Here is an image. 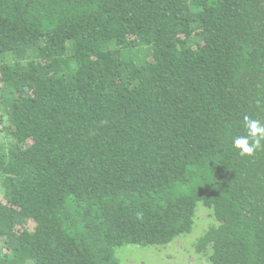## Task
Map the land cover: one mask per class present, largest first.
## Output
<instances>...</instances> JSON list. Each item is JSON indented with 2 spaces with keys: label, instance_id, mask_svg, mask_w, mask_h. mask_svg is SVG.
Masks as SVG:
<instances>
[{
  "label": "trees",
  "instance_id": "trees-1",
  "mask_svg": "<svg viewBox=\"0 0 264 264\" xmlns=\"http://www.w3.org/2000/svg\"><path fill=\"white\" fill-rule=\"evenodd\" d=\"M246 116L264 0H0V264H121L201 212L208 264H264Z\"/></svg>",
  "mask_w": 264,
  "mask_h": 264
},
{
  "label": "rangeland",
  "instance_id": "rangeland-1",
  "mask_svg": "<svg viewBox=\"0 0 264 264\" xmlns=\"http://www.w3.org/2000/svg\"><path fill=\"white\" fill-rule=\"evenodd\" d=\"M209 219L205 212H201L198 216L199 226L196 224L192 233L180 237L168 247L125 245L117 250V257L121 264H208L207 259L197 252L195 243Z\"/></svg>",
  "mask_w": 264,
  "mask_h": 264
},
{
  "label": "clouds",
  "instance_id": "clouds-1",
  "mask_svg": "<svg viewBox=\"0 0 264 264\" xmlns=\"http://www.w3.org/2000/svg\"><path fill=\"white\" fill-rule=\"evenodd\" d=\"M243 126L246 134L235 137L233 147L241 156L251 157L258 150H264V123L246 116Z\"/></svg>",
  "mask_w": 264,
  "mask_h": 264
}]
</instances>
